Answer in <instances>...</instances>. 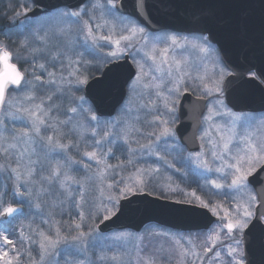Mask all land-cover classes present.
Segmentation results:
<instances>
[{
  "label": "snow or ice",
  "instance_id": "obj_1",
  "mask_svg": "<svg viewBox=\"0 0 264 264\" xmlns=\"http://www.w3.org/2000/svg\"><path fill=\"white\" fill-rule=\"evenodd\" d=\"M34 3L35 0H21L19 3L21 11L17 12L16 16L24 17L19 20L21 27H24L25 21L29 19L27 13L32 11L31 5ZM123 7V0H104L103 3L100 0L95 2L89 0V3L82 7L77 6L76 10L59 13L57 23L67 25V28H60L53 36L59 38L66 35L71 31V25L75 24L78 26V33L83 36L84 43L91 42L93 50H102L105 45L115 46L107 53H101L103 57L100 60L101 64L119 60L123 55L132 56L137 71L129 88L140 96L142 93L138 92V89L141 87L157 89L155 95L157 99L162 100L169 117L164 118L156 107V101H150L152 109L157 114L147 122L154 126V130L148 135L154 136L156 141L164 139L167 142L168 139L176 138L175 130L170 127V124L175 123L177 112V101L172 99L173 96L179 97L191 88L200 91L201 95L197 99L208 100L211 97L212 99L208 100L207 112L202 114L203 122L209 123L213 122L214 116L222 115L219 109H226L222 98L226 77L240 79L247 77L264 85V71H258L254 67L237 70L221 64L215 55L210 37L203 32L191 37L170 35L161 39L157 36L156 42L150 43L144 26L151 22L147 0H134L135 14H125ZM140 21H144V24ZM30 35L32 39L29 38ZM21 36L22 39L18 42L11 41L15 45L11 49L9 44L0 41V178L5 181L0 189V218H16L17 213L23 215L25 206L29 209H42L47 205L53 210L60 207L63 211L67 204L78 210L79 222L73 220L65 226L60 221H42L44 224L54 225V231L51 229L45 231L40 226L33 228L29 223L28 232L26 233L24 226H21L16 239L11 238L16 235L15 230L11 227L5 228L0 231V264H60L61 247L65 249V257L75 252L87 258L92 239L99 231L96 220L104 223L115 217L120 211V199L137 190L142 191L147 186L146 177L158 173L159 169H136L127 180L124 177L119 181L113 179L112 183L107 184V188L111 190L123 184L119 193L113 195L110 192L106 197L108 203L101 202L95 212L89 211L86 216L83 210L86 202L84 184L73 174L76 171L73 165L80 164L85 169L89 166L68 153L72 148L80 152L79 141L84 139L87 127L79 122L73 125V118L78 113L87 114L89 122H96V126H93L90 132L93 142L91 145H85L92 150H85L82 155L90 161H95L97 165H103L95 174L100 180L106 177L108 169L114 167L107 163L113 149L109 146L104 151L105 144L111 145L113 137H118L125 144H129L130 134L133 131L139 132L140 129L134 125H125L121 128L120 122H116L110 123L101 135L99 119L90 107H84L86 100L83 96L79 97L76 107L64 110L63 100L66 92L73 87L78 90L79 86L88 83L89 77L82 71V64L87 62L82 61L66 45L61 47L54 44L52 45L54 50L49 53L47 49L53 37H49L46 32L44 35H40L39 32L21 33ZM160 44L165 46L160 47ZM172 49L182 52L194 50L202 54L203 59L209 63L200 65L202 71L197 70L193 75V66L187 56L177 58L170 55ZM140 53H143L142 59L136 60L135 56ZM38 59L44 62L37 63ZM64 60H67L66 65ZM148 61H151V65L146 70ZM57 64L60 65L59 73L55 70ZM49 67L53 71H49ZM155 73H161L169 78L172 87L167 89V95H162L159 91L162 80L157 82L160 78ZM148 77L150 82H145V78ZM49 89L51 90L46 91ZM45 92L46 94H43ZM146 107L148 105H140V108ZM223 114L233 117L232 126L227 127L225 131L226 126L213 122L210 126L215 128L219 138L216 140L209 138L208 141L211 144L208 151L213 161H220L222 166L213 169L208 160L203 159L206 147L204 141L206 137H210L208 129H204L198 138L201 141V150L190 153L189 159L207 171L223 173L225 178L230 176V183L222 184L212 180L211 184L216 189L225 187L232 189L238 194L239 199L233 195V206L225 207L222 203L213 204L206 201L196 196L195 192L191 194L203 208L217 217V221L201 239L199 245L194 244L192 239L188 240L192 249L189 252L188 249L182 248L181 264L183 257L187 255L194 258L192 264H253L249 258L248 237L258 225L264 226V141L253 138V134L248 131L251 122L247 119L230 110ZM61 115L67 118L60 119ZM7 121L12 122L11 129ZM17 121L20 122L19 125L16 124ZM236 121H242L240 127L244 130L238 141ZM69 125L72 127L69 128ZM66 128L68 131L63 130ZM73 135L79 137L76 142L71 139ZM97 136L99 139H96ZM65 139L68 140L67 143L62 142ZM151 146V143L141 145L145 148ZM134 151L129 146V152ZM52 153L62 154V158L55 159ZM159 158L165 159L164 156ZM131 162L129 160V163ZM255 184H260L261 187L254 188ZM73 185L78 186L76 192L73 191ZM100 195L104 196L102 188ZM9 196L11 202L7 200ZM13 202L18 206H13ZM49 216L53 217L54 212L50 211ZM87 221L91 223L85 231L84 225ZM5 223L11 225L10 220L6 219ZM128 235L121 232L112 239L126 241ZM176 243L179 245L180 241ZM146 247L135 244L132 246V252L127 248L119 251L114 248L110 256L101 251L97 259L110 261L111 264H157L156 255L146 252ZM65 264H69L67 259ZM71 264H86V259H72Z\"/></svg>",
  "mask_w": 264,
  "mask_h": 264
},
{
  "label": "rangeland",
  "instance_id": "obj_2",
  "mask_svg": "<svg viewBox=\"0 0 264 264\" xmlns=\"http://www.w3.org/2000/svg\"><path fill=\"white\" fill-rule=\"evenodd\" d=\"M92 2H95V0H92ZM101 3L104 2V0H100ZM21 3V2H20ZM89 3V2H87ZM32 8V7H31ZM63 11L56 10L54 12H50V14L42 15L35 20L30 21V19L25 21V26L21 27L18 23H15L18 25V30L21 33L29 34V33H36L39 32L40 35H44L46 32L49 37H53L47 51L50 53L54 49L52 45L56 44L61 47L67 46L68 48L72 49L76 56H79L82 61L87 62L82 64V71L85 72V74L88 75L89 80H91V75L89 71H100L102 72L103 69L108 64H101L100 60L103 58L101 53H107L115 46H108L105 45L104 48L93 50L91 47V42L88 44L84 43L83 36L80 35L77 31V25L73 24L71 25V31L67 33L66 35L56 38L53 36L54 32L59 31L60 28H67V25H59L57 23L56 18L58 17V14ZM99 13H97L98 15ZM16 19H14L15 22ZM119 28V26H118ZM107 31V29H105ZM148 33V39L151 42H156L155 38L159 36L161 39L166 38L170 35H176L178 37H183L187 35H178L172 32H159V33H151L147 30ZM191 37V36H190ZM30 38L33 37L30 35ZM103 43V42H102ZM143 43V41H141ZM170 43V42H169ZM160 47H164L165 45L160 44ZM214 47V46H213ZM215 49V55L218 56L220 63L222 64L220 60V56L218 55V50ZM133 54H135V49L132 50ZM82 54V56H81ZM170 55H175L177 58H180L181 56H187L188 60L193 66V75L196 74L197 70L202 71V68L199 66L205 63H209L207 60H204L202 57V54L194 51V50H187V51H180L177 49H172L170 52ZM76 56L73 58L75 59ZM126 55H123L121 59L125 58ZM130 59L133 63V58L131 55ZM143 56V53H140L139 55H136V60H141ZM95 61L92 62V58ZM119 60H112L111 63L120 61ZM39 60L41 62H39ZM37 63L44 62L42 59H39ZM64 64H67V60H64ZM135 66V64L133 63ZM151 65V61H148L146 64V70H148V66ZM210 66V65H209ZM165 69H167V65L164 66ZM136 69V66H135ZM49 71H53L51 67L48 69ZM58 73L60 70V65L57 64V67L55 69ZM137 70V69H136ZM100 72V74H101ZM39 74V72L37 73ZM99 74V75H100ZM65 75H67V72H65ZM97 75V76H99ZM151 75V74H150ZM157 77L160 79L157 82H161L162 80V86L159 89V91L162 93V95H167V89L172 87V84L169 82V78L166 75H162L161 73H155ZM227 78V77H226ZM45 79H47V76H45ZM145 82H150V77L145 78ZM85 85L79 86L78 90L77 88L73 87L72 89L68 90L66 92V96L69 95L73 98L74 104L70 107H76L79 103V97L84 96ZM46 90V91H50ZM157 89L155 88H139L138 92L142 93V96L138 95L137 92H133L130 88H128V97L123 106L117 111L115 116L111 118H100L99 119V131L100 134H103V131L106 129V127L110 123H116L120 122V127L123 128L125 125L132 126L134 125L135 128L140 129L139 132L133 131L130 134L129 137V144H125L122 139L118 137H113V143L111 145L105 144L104 151L107 150V148L110 146L112 147L113 151L109 154L107 158V163L110 165H113L114 167L112 169H108L106 177L103 180H100L96 178V173L99 168H102L103 165H97L95 161H90L86 157H83L82 153L85 150L91 151V147H85V145H91L93 140L90 136L91 128L93 126H96V122H89L87 120V114H77L73 118V125L77 122L83 123L87 127V131L84 133V139L79 141L80 144V152L78 153L76 148H72L69 151V155L73 156L77 160H83L84 163H86L89 167L85 169L82 165L77 164L73 165V168L76 169L74 171V175L81 179L84 184V195H85V204L83 205V210L85 212V215L87 216L89 211L95 212L97 207L100 205L101 202L104 204H107L108 201L106 197L111 194L117 195L119 193V189L123 187V184L119 185V187H114L113 189L109 190L107 188L108 183H112L113 179L116 181H119L121 177H124L125 180L127 178L135 173L136 169H155L158 168V173H153L151 176L146 177L147 180V186L142 190H137L134 193L128 194L126 197H130L133 194L137 193H149V192H155L159 195H163L164 197H167L166 199L172 200L175 202H181V203H187L196 205L199 207H202L198 200L191 194L195 192L196 196H200L202 199L209 201L211 203H222L225 207H232L233 206V200L232 196L236 195L237 199H239L238 194L234 193L232 189H229L227 187L223 189H216L214 186H212L211 181L216 180L219 183L227 184L230 183V176L228 178L224 177L223 173H217L216 171H207L206 169L202 167H198L194 160L189 159V153L186 152V150L181 146L179 143L177 136L173 139H168L167 142H165L164 139H161L160 141H156L154 136H149L148 133L152 132L154 130V126H150L147 122L151 121L157 113L154 109H152V105L150 101L155 100L156 101V107L159 108V113L164 116V118H169L165 112L164 105L162 100L157 99L155 93ZM81 94H79V93ZM186 92L194 93L197 96H200L201 93L199 90H193L189 89ZM76 93L79 94L76 98ZM185 92H183L179 97H181ZM15 95V93H13ZM224 95V94H223ZM179 97L173 96L172 99H176V107L178 106ZM224 100V96L222 97ZM209 100L212 99L211 97L208 98ZM86 104L84 105L85 108H91L93 112L92 105L90 102L85 98ZM225 103V101H224ZM141 104L148 105L146 108H140ZM69 108V107H68ZM130 109V111H129ZM67 110V109H66ZM151 110V111H150ZM227 110H230L227 106L225 108L219 109V111L222 113V115L214 116L213 122L215 124L224 125L225 131L227 127L232 126V120L233 117L230 115L223 114ZM231 111V110H230ZM232 112V111H231ZM234 113V112H232ZM96 114V113H95ZM239 116H241L244 119H247L251 122V127L248 129L249 132L253 134V138L256 140L264 141V113L259 114H250V113H235ZM69 115H71L69 113ZM176 120L174 124H170V127H172L175 130V127L177 125V112H176ZM137 117H139V120H137ZM66 116H62L60 119H66ZM213 122L204 123L200 130V135L204 131V129H208L210 133V137L205 138V155L203 156V159L208 160L209 164L213 169L217 167H221L220 161H213L211 157L210 151L208 149L211 148V144L208 142L209 138L216 140L218 139V134L214 127H211L210 125ZM242 121H236V131L238 133L237 135V141L239 140V136L244 134V130L241 129L240 124ZM9 129L12 128V122L7 121ZM17 125L20 124L19 121L16 122ZM72 127V125H69V128ZM64 131H68V129H63ZM73 142H76L79 137L78 135H73L71 137ZM96 139H99V136L96 137ZM63 143H67L68 140H63ZM201 142V141H200ZM151 143V148H145L141 147V145H148ZM129 146L134 149L135 151L130 153L129 152ZM242 147V145H241ZM235 151V149H233ZM155 153V154H154ZM52 156L55 159H61L62 154L58 153H52ZM160 156H164L165 159H160ZM129 160L132 162L129 163ZM169 165H174V167H170ZM179 169V171H177ZM228 171L227 169L225 170ZM166 173V175H165ZM169 178H168V177ZM91 179H87V178ZM4 179L0 178V189H2V185L4 183ZM78 186L73 185V191H77ZM104 190V196L102 197L100 195V189ZM171 189H175V191H172ZM77 200L79 199V194L77 193ZM124 198H121L120 201ZM9 202H11V197L9 196L7 198ZM14 203V202H13ZM14 206V205H13ZM25 211L23 215H20L16 218H12L11 225L7 226V223H5V220L0 218V231H3L5 228L11 227L15 230L16 235H19V229L21 226H24L25 232H28L27 225L29 223L32 224V227L35 228L37 226H40L45 231H49L50 229L54 231V225L52 224H44L42 223L43 220H49L50 222L52 220L54 221H60L61 224L67 225L73 220H78V210L74 207H71L67 204H65L63 211L60 207H56L54 210L49 208L47 205H45L42 209H29L27 206H25ZM54 212V216L50 217L49 212ZM19 217H22L18 220ZM17 221H16V220ZM91 223V221H87L84 225L85 231L88 230V224ZM96 224H101L99 220H96ZM125 233H128V239L126 241H115L112 238L121 233V232H114L113 234H101L99 231L95 234L94 238L92 239V243L90 245L89 253L87 258L84 256H81L75 252H72L69 256L65 257V249L63 247L60 248V264H65V259L69 261V264H71L72 259H86V264H111L110 261H100L97 259V256L101 253V251L107 253V255H112V250L115 248L116 250H122L127 248L129 252H132V246L135 244H140L141 246H147L145 251L149 254L154 253L157 258V264H181V251L183 249H188L189 252L192 249V245L188 243L189 239L193 240L194 244L199 245L201 239H203L204 236L207 235V232H201V233H183L178 231H172L160 228L158 226H149L144 231H142L140 234L130 232V231H123ZM141 238H143L141 240ZM176 241H180V244L178 245ZM199 248H197V251ZM35 255V252L33 253ZM194 258L191 255H187L183 257V264H192V260Z\"/></svg>",
  "mask_w": 264,
  "mask_h": 264
},
{
  "label": "water",
  "instance_id": "obj_3",
  "mask_svg": "<svg viewBox=\"0 0 264 264\" xmlns=\"http://www.w3.org/2000/svg\"><path fill=\"white\" fill-rule=\"evenodd\" d=\"M88 1L35 0L27 15L35 19L60 9L76 10ZM147 4L151 22L140 23L150 32L185 35L203 32L217 48L225 67L237 70L254 67L264 71V0H147ZM123 5L125 14H135L134 0H123ZM136 71L130 56L126 55L88 81L82 93L98 117L115 116L127 100L129 84ZM223 94L227 107L236 113L264 112V85L247 77H227ZM207 104L208 100L197 99L191 93L181 97L175 133L188 153L201 149L198 134ZM253 187L260 188L261 185ZM19 215L17 213L16 217ZM216 221L217 217L203 207L137 193L120 201L118 214L99 224V232L102 235L122 231L141 233L150 225L174 232H200L208 231ZM262 227L258 225L253 229L247 241L253 264H264Z\"/></svg>",
  "mask_w": 264,
  "mask_h": 264
},
{
  "label": "trees",
  "instance_id": "obj_4",
  "mask_svg": "<svg viewBox=\"0 0 264 264\" xmlns=\"http://www.w3.org/2000/svg\"><path fill=\"white\" fill-rule=\"evenodd\" d=\"M20 2H21V0H0V41H3L4 43L9 44L10 49L15 47V45H13L11 43V41L15 40L18 42L20 39H22L21 32L18 30V25L15 24V26H13L14 23H17V21L22 20V17H23L22 15L20 17L16 16V13L21 11L20 7L18 6ZM31 7H32V5H31ZM60 11L64 12V11H67V9H61ZM14 19H16L15 22H14ZM32 20H35V19H30V21H32ZM95 61L96 60H94L92 58V62L95 63ZM39 62H41V61L39 60ZM22 66L27 67L28 65H22ZM100 70L98 72L97 71L93 72L92 70L89 71L91 78L99 75L101 72ZM43 94H46V92ZM79 94H81V93H79ZM79 94L76 93V98L78 97ZM54 100H55V97H54ZM56 102L59 103L60 101H56ZM73 104H74L73 98L69 95H67V96L65 95V98L63 100V109L66 110L68 107H70ZM62 116L63 115H61L60 118ZM165 175H166V173H165ZM149 193L154 195V196L160 197L162 199L167 198V197H164L163 195H159L155 192H149ZM13 205L18 206L15 203H13ZM24 211H25V209H24ZM21 218L22 217H19L18 220ZM8 225L9 224H7V226ZM196 233H201V232H196ZM17 236L18 235H14L11 238L16 239Z\"/></svg>",
  "mask_w": 264,
  "mask_h": 264
},
{
  "label": "flooded vegetation",
  "instance_id": "obj_5",
  "mask_svg": "<svg viewBox=\"0 0 264 264\" xmlns=\"http://www.w3.org/2000/svg\"><path fill=\"white\" fill-rule=\"evenodd\" d=\"M178 35H179V34H178ZM185 93H191V92H185ZM185 93H184V94H185ZM184 94H183V95H184ZM191 94L194 95L196 98L198 97V96L195 95L194 93H191ZM183 95H182V96H183ZM182 96H181V97H182ZM181 97H179L180 99H179L178 106H177V125H178V123H179V119H178V107H179V103H180V101H181ZM208 100H209V99H208ZM224 101H225V99H224ZM206 112H207V110H206ZM232 112H233V111H232ZM234 113H235V112H234ZM177 125H176V126H177ZM202 126H203V120H202V125H201V127H202ZM201 127H200V130L202 129ZM175 128H176V127H175ZM199 134H200V131H199ZM199 134H198V137H199ZM176 136H177V135H176ZM177 139H178V137H177ZM178 141H179V143L181 144V142H180L179 139H178ZM199 142H200V140H199ZM200 144H201V142H200ZM184 149H185V148H184ZM185 150H186V149H185ZM200 150H201V149H200ZM186 152H187V150H186ZM189 154H190V153H189Z\"/></svg>",
  "mask_w": 264,
  "mask_h": 264
}]
</instances>
